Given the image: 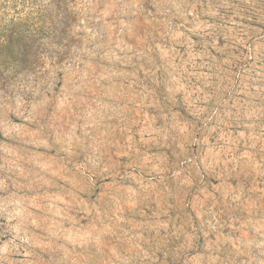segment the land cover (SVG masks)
I'll return each mask as SVG.
<instances>
[{
    "label": "rangeland",
    "instance_id": "obj_1",
    "mask_svg": "<svg viewBox=\"0 0 264 264\" xmlns=\"http://www.w3.org/2000/svg\"><path fill=\"white\" fill-rule=\"evenodd\" d=\"M0 264H264V0H0Z\"/></svg>",
    "mask_w": 264,
    "mask_h": 264
}]
</instances>
